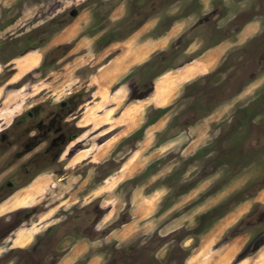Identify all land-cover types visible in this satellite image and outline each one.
<instances>
[{"label":"rangeland","instance_id":"374dc122","mask_svg":"<svg viewBox=\"0 0 264 264\" xmlns=\"http://www.w3.org/2000/svg\"><path fill=\"white\" fill-rule=\"evenodd\" d=\"M223 1L221 25L249 12L255 18L260 13L264 24V0ZM188 3L152 14L140 9L145 0H0V129L20 119L47 120L58 111L68 110L66 123L73 129L78 119L81 126L89 118L60 162L30 166L34 174L42 172L18 192L37 185V198L0 211V238L9 235L0 241V264H59L60 258V264H238L264 254V141L254 139V126L264 124V72L239 96L174 135L166 126L182 116L204 81L179 83L162 107L148 103L161 75L179 74L188 57L204 49L201 37L190 47L195 53L183 52V43L195 35L189 27L196 17L167 31L168 16L188 13ZM259 27L250 24L235 38L236 47L244 46L238 52L251 51L245 46L252 48L249 40ZM182 30L184 42L175 49ZM162 39V49L127 69L132 46ZM232 40L223 43L220 58L235 48ZM123 58L124 73L102 80L106 92L98 95L94 74ZM231 60L210 78L223 88L218 100L231 91L225 79L236 64ZM30 110L36 117L27 118ZM239 111L253 121L239 124ZM159 121L161 127L148 133ZM81 153L86 155L76 158ZM9 154L0 151V205L11 206L18 192L1 202L9 194L5 184L15 181L27 161L8 162ZM223 220L230 222L217 232ZM235 242L237 251L224 262L223 251Z\"/></svg>","mask_w":264,"mask_h":264},{"label":"flooded vegetation","instance_id":"af4514ba","mask_svg":"<svg viewBox=\"0 0 264 264\" xmlns=\"http://www.w3.org/2000/svg\"><path fill=\"white\" fill-rule=\"evenodd\" d=\"M183 1L184 0H145V4H143L140 9H144L145 7L147 10V8H149L150 12L152 11V14H156L170 7H178V5H180ZM189 1L191 4L188 3L185 5V8L188 6V13L181 14L180 10L179 12L176 10V13H178L176 15L170 14L171 16L169 15V18L165 21L166 27L168 28L166 29L168 31L175 24L180 22L182 23L186 18L196 17L195 21L189 27V33H193L195 35H193L191 40L188 41L184 46L183 38L185 33H187L185 32L187 30H182L177 38L178 45L175 49L180 48L183 43L182 48L184 53H195L197 50L190 51V47L193 44H196L197 39L201 37L204 39L202 43L204 49L199 51L197 55L195 54L194 56H189L188 61H186L188 63H184L182 67H184L186 64L194 62L196 59L201 57L207 49L210 50L212 48H216L229 40L233 39L232 42L235 44L232 45H235V48L219 58L218 62H221L217 63L214 70L194 76L196 81H204L202 88L204 85L207 87L205 89L201 88L198 94L191 95L190 97L192 98V101L188 103L186 110L181 111L182 116H178L176 118L174 117V121L171 123V126H166L167 129L165 131L169 136L174 135L176 133L174 130L176 129L180 130V132L181 130L189 129L200 119L204 118L206 114H211V112L218 108L223 101L231 100L235 96H239L243 92L244 87L249 82L257 78L256 76L259 74L260 70L264 72V24L261 26L263 18L261 17L260 13L256 17L257 19L252 17L254 15L253 12H249L245 15L235 14L229 22L221 25L225 13V3L223 0H213L216 3H212V0H208V4L205 2V0ZM262 12H264V10ZM72 14H74V11ZM254 23L258 24L260 27L255 32L256 34H254V36L249 40L252 44V48L251 46L250 48L245 46L246 49H251V51L244 50L243 52H238L239 49L244 46L241 45L242 47H236L237 42L235 41V38L238 37L239 34H243L246 28L250 24ZM175 37L170 41V43L175 39ZM243 57L244 62H238V60L242 59ZM231 58L236 64L234 67L225 71V79L227 78L226 83L227 85H231V91L230 93L221 96L222 98L218 100L217 98H220L223 88H221L220 83L212 82V76L215 74V76H217V74H221L223 72L221 69L225 64H228L232 61ZM213 96L217 97L211 98ZM208 97H210V101ZM198 99H201V104L195 106L194 103H196ZM212 99L216 100L211 101ZM64 107H68V105L62 104V108ZM58 112H55L54 114L52 113L50 116H48L47 120L40 119L35 121H27L26 119H20L13 121L8 126L0 129V151L3 152L4 155L10 152L7 161L9 162L12 159H26L25 161H27L24 164L25 168L21 169L19 173H15V181L11 180L5 184L8 189L3 190V192H8L9 194L3 197V199L1 198V202L9 198L12 194L29 186L35 180V178L41 174L42 171L34 174L35 172L30 167L34 164V162L45 160L44 164H56L62 160L68 146L79 140L83 132L82 127L78 125L79 119L73 123L75 124V128L73 129L72 127H68V124L66 123L69 121V118L66 117L68 110L66 112ZM192 113H194V115ZM27 114V118L36 117L34 111L30 110L27 112ZM191 114L193 116H191ZM181 118H186V120H184V122L179 120V122L177 119ZM236 121L239 124H243L244 122L249 124L253 121V119L246 118L243 112H237ZM254 128L256 129L254 139L257 140V142H260L261 140L264 141V124L262 126H254ZM22 176L27 177V179L20 182V179L18 178ZM260 222H264V216L261 218ZM18 228L19 227H16L13 231H11V233H14V231ZM8 237L9 235H5L2 239L0 238V241L6 240ZM35 249L36 248H34V250ZM33 259L34 258H30V262H32Z\"/></svg>","mask_w":264,"mask_h":264},{"label":"bare ground","instance_id":"6f19581e","mask_svg":"<svg viewBox=\"0 0 264 264\" xmlns=\"http://www.w3.org/2000/svg\"><path fill=\"white\" fill-rule=\"evenodd\" d=\"M255 27H256V25H255ZM138 32L135 33L134 36L138 35ZM140 35H141V32H140ZM164 41L165 40L162 39V40H160V41L158 40L156 42H145V44L138 45V47L134 50H132V48H134L132 46L131 51H129V54L127 52V57H126L127 58V69L131 65H134L140 61L142 62V61L146 60L148 58V54L158 50L159 48H161L164 45V43H165ZM225 48H226V45L222 44L219 47L210 49L203 56V58H201V60L196 61V62L191 63V64H188L184 69H182L179 72V74L174 75L172 73H166V74L161 75L158 78V80L156 81V86H157L156 95L154 98L149 97L148 103L156 105L157 107L164 106L167 103V101L169 100L171 94L173 93V91L175 90V88L177 87V85L179 83L190 80L194 76H196L197 74L206 73V72H210V71L214 70V68L216 67V65L218 63L220 55ZM125 64H126V62L124 61V58H123V61H118V62H116L115 59H112V61L108 62V64H105L104 66H102L100 68L98 75L94 74L95 75L94 79L98 81V85L100 88L99 91L97 92L98 95L104 96L105 92H106L105 87H102L103 86L102 80H104V81L109 80L111 75L118 77L121 74H123L124 69L126 67ZM93 85H96V84L94 83ZM249 91H250V88L247 89L246 92H249ZM97 104L99 105L102 103L98 102ZM95 110L99 111L100 109H99V107H97ZM130 111H132V109L129 107L128 109H126L124 111V114H127ZM105 116H106L107 122L110 123L111 122V115L108 113ZM91 117L96 118L94 120L95 123H99L100 120L97 116L96 117L91 116ZM92 118H90V119H92ZM88 119H89L88 116H85L81 120L80 125L84 126ZM98 125H100V124H98ZM149 126H148V128H149ZM84 155H86V154L81 153L76 158L84 157ZM41 189L42 188H40L37 185H32L27 190H25L24 192H18V194L13 195L10 199V200H14V203L11 206H9L8 203H6V202L4 204H1L0 205V211L5 212L6 210L8 211L11 209H17L23 203H28V202L34 201L37 198V194L41 192ZM8 207H10V208H8ZM229 222H230V220H223L222 222H220V224L217 227V232H220L221 229L224 228L226 223H229ZM238 247H239L238 243L235 242L232 245H230L227 250L223 251V256H222L223 261L224 262L228 261L229 258L232 257L234 255V253L237 251ZM196 254H194V255L196 256ZM259 257L261 258V257H263V255H261ZM192 259H193V257H192Z\"/></svg>","mask_w":264,"mask_h":264},{"label":"crops","instance_id":"0c3cea01","mask_svg":"<svg viewBox=\"0 0 264 264\" xmlns=\"http://www.w3.org/2000/svg\"><path fill=\"white\" fill-rule=\"evenodd\" d=\"M163 35H164V34H163ZM163 35H162V36H163ZM159 37H161V36H159ZM122 88H123V87L117 89L116 91H118V90H120V89H122ZM116 91H115V92H116ZM154 91H155V90H154ZM115 92L112 91V94H114ZM154 93H155V92H154ZM154 93H153V94H154ZM153 94H152V95H153ZM152 95H151V96H152ZM151 96H150V97H151ZM95 98H97V97H95ZM148 98H149V97H148ZM97 99H98V98H97ZM123 100H124V97H123ZM97 101H98V100H97ZM95 103H96V102H95ZM95 103H94V104H95ZM94 104H93V105H94ZM152 105H153V104H152ZM100 113H102V111H100L99 114H100ZM160 124H161L160 121H159V122H156V123H153V124L150 125L149 128L147 129V132L149 133L150 131H153V129H154L155 127H156L155 129H158L159 127H161ZM18 247H19V246H18ZM73 248H74V247L70 248V251H71ZM70 251H69V252H70ZM69 252H68V253H69ZM61 260H62V259L60 258V260H59V264H60ZM238 264H264V254H263V257L259 258V260H258L257 262H255V260H252V257H247L246 259L242 260V261L239 262Z\"/></svg>","mask_w":264,"mask_h":264},{"label":"trees","instance_id":"16d2710c","mask_svg":"<svg viewBox=\"0 0 264 264\" xmlns=\"http://www.w3.org/2000/svg\"><path fill=\"white\" fill-rule=\"evenodd\" d=\"M155 123V122H154ZM153 124V123H152ZM152 124H150V125H152ZM210 214V213H209ZM209 214L207 213V215H206V217L207 218H205L204 220H203V222H202V225H204L206 222H207V220H208V217H209ZM220 218V217H219ZM218 218V219H219ZM215 220V219H214Z\"/></svg>","mask_w":264,"mask_h":264},{"label":"water","instance_id":"95a60500","mask_svg":"<svg viewBox=\"0 0 264 264\" xmlns=\"http://www.w3.org/2000/svg\"><path fill=\"white\" fill-rule=\"evenodd\" d=\"M74 15L77 16V15H78V11H75V12H74Z\"/></svg>","mask_w":264,"mask_h":264}]
</instances>
